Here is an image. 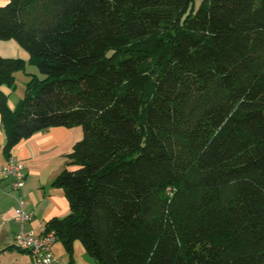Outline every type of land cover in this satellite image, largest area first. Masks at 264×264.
Instances as JSON below:
<instances>
[{
  "label": "trees",
  "instance_id": "16d2710c",
  "mask_svg": "<svg viewBox=\"0 0 264 264\" xmlns=\"http://www.w3.org/2000/svg\"><path fill=\"white\" fill-rule=\"evenodd\" d=\"M10 0L4 152L81 127L47 225L98 264H264V0ZM31 63L25 94L3 86Z\"/></svg>",
  "mask_w": 264,
  "mask_h": 264
},
{
  "label": "crops",
  "instance_id": "0c3cea01",
  "mask_svg": "<svg viewBox=\"0 0 264 264\" xmlns=\"http://www.w3.org/2000/svg\"><path fill=\"white\" fill-rule=\"evenodd\" d=\"M9 2L0 0V6ZM0 57L30 61V54L14 40L0 42ZM26 73L21 82L23 84L29 77ZM1 89L9 97V107L15 110L25 94V86L16 90L7 86ZM83 137L81 127L49 128L23 140L7 155L4 152L7 132L0 114V170L6 166L10 156H15L24 163L27 175L25 186L14 190L10 180L0 173V264H34L31 253L19 251L14 246L15 236L21 228L14 211L20 202L33 215V220L25 225L26 229L40 231L51 221L64 219L71 214V205L64 190L54 186L53 182L66 168V156ZM52 251L55 264H98L79 241L74 242L72 254L61 240Z\"/></svg>",
  "mask_w": 264,
  "mask_h": 264
},
{
  "label": "built area",
  "instance_id": "2783aa9c",
  "mask_svg": "<svg viewBox=\"0 0 264 264\" xmlns=\"http://www.w3.org/2000/svg\"><path fill=\"white\" fill-rule=\"evenodd\" d=\"M0 173L8 180L14 190H20L25 186L26 168L22 161L15 156H10L6 166ZM15 218L20 222L21 228L15 236L14 246L17 250L31 253L34 257V264H55L53 247L59 241L55 230H48L43 227L40 231L26 229L25 225L33 220V215L24 208V203L15 209Z\"/></svg>",
  "mask_w": 264,
  "mask_h": 264
},
{
  "label": "rangeland",
  "instance_id": "374dc122",
  "mask_svg": "<svg viewBox=\"0 0 264 264\" xmlns=\"http://www.w3.org/2000/svg\"><path fill=\"white\" fill-rule=\"evenodd\" d=\"M204 2V0H196L195 1V7L196 8H198L202 3ZM27 71L28 72H38V69H37V67L35 66V65H33V64H31V63H28V65H27ZM26 71V72H27ZM26 72H18L16 75H17V77H18V79L16 78V84H17V87H20V88H22L23 86H25L26 85V83L28 82V80H29V77L27 78V79H25V82L26 83H21L22 82V80H23V77H24V75H25V73ZM24 81V80H23ZM25 92V90L23 91V93Z\"/></svg>",
  "mask_w": 264,
  "mask_h": 264
}]
</instances>
